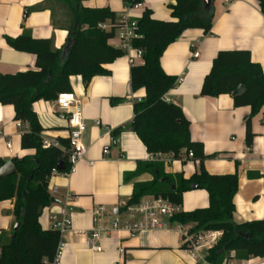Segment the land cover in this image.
I'll return each mask as SVG.
<instances>
[{
    "label": "crops",
    "instance_id": "1",
    "mask_svg": "<svg viewBox=\"0 0 264 264\" xmlns=\"http://www.w3.org/2000/svg\"><path fill=\"white\" fill-rule=\"evenodd\" d=\"M176 0H142V8L130 9L121 0H83L82 8H107L115 14V22L128 18L138 20L146 10L156 21H171L169 5ZM213 26L208 35L201 30H187L179 40L170 44L162 54L160 67L166 75L179 82L163 100L177 105L190 122L189 136L200 145L208 157L203 168L211 176L237 175L238 190L234 197L233 222L237 224L264 220V107L251 121L254 139L251 148L245 144V120L249 107H235L229 95L206 98L200 95L203 79L210 73L218 52L246 51L251 61L264 73V16L255 0H214ZM71 14L57 0H0V76L36 71L33 55L16 52L5 42V37L17 38L24 30L33 39L52 40L61 49L68 36ZM108 32V31H107ZM121 49L116 35L108 42ZM192 50L199 58H192ZM128 56L105 65L109 75L93 78L84 88L80 76L70 78L82 107L86 131L82 137L85 158L77 163L71 174L56 173L48 182L50 204L41 212L38 222L43 230H55L54 221L64 218L69 227L61 232L60 256L57 264H197L202 262L207 249L193 257L182 249V238L193 227L168 224L155 232L140 233L135 238L126 232L105 235L115 219L128 221L123 204L132 196L134 185L151 183L154 176L143 173L128 182L126 175L136 172L137 165L158 163L165 175H181L187 179L199 172L198 161H182L170 155L156 160L146 152L141 140L133 132L124 130L116 141L114 130L131 122L136 98H144L145 90L135 93L130 89ZM121 100L111 105V100ZM54 102L37 101L33 111L41 124L43 140H67L65 122L51 113ZM14 109L0 106V160L33 155L32 150L20 147L22 133L13 121ZM11 143V150L7 143ZM106 150V154L102 152ZM91 164V165H90ZM177 213L204 210L209 207L205 190L187 191L182 195ZM14 200L0 202V245H7L14 236ZM103 208L100 217L94 216ZM65 211V215L61 211ZM97 232L96 242L101 250L87 246L90 235ZM216 234L220 239L219 232ZM123 249V255L120 254ZM222 264H264V257L252 258L244 251L230 253Z\"/></svg>",
    "mask_w": 264,
    "mask_h": 264
},
{
    "label": "trees",
    "instance_id": "2",
    "mask_svg": "<svg viewBox=\"0 0 264 264\" xmlns=\"http://www.w3.org/2000/svg\"><path fill=\"white\" fill-rule=\"evenodd\" d=\"M128 8L142 0H121ZM71 14L66 44L54 47L52 40L33 39L24 30L17 38L5 37V42L16 52L33 55L36 71L0 76V106L14 109L13 121L27 124L22 132L20 147L34 151L33 155L13 158L15 174L0 181V202L14 200L13 215L17 230L13 240L0 245V264H55L61 244L59 230H43L38 218L44 208L50 206L48 182L56 173L68 174L70 170L69 140L59 139L58 147H44L39 124L32 105L37 101L54 102L59 94L71 91L70 78L80 76L84 88L95 77L109 75L104 68L125 54L108 42L114 38V30L99 29L101 23H115V14L107 9L82 8L83 0H57ZM264 16V0H255ZM171 21L160 22L151 18L146 10L137 20L140 38L133 47L143 50V64L130 68V89L133 93L145 90V97L134 102L131 122L114 130L111 137L118 139L124 130L133 132L141 140L150 155H172L182 161L183 154L193 152L199 172L187 179L181 175H165L158 163L137 165L136 172L126 175L128 182L143 173L154 176L151 183L134 185L126 202L138 205L144 197H161L177 207L182 205V195L187 191L205 190L209 207L171 216L169 224H194L189 234L219 232L220 239L208 249L203 262L197 264H222L227 255L244 251L249 257H264V220L235 224L234 197L238 190L237 175L211 176L203 162L208 157L200 145L193 144L189 136L190 122L175 104L166 103L163 97L178 84V79L166 75L160 60L166 48L180 39L187 30H201L208 35L213 26V10L206 11L202 0H176L169 5ZM68 41L72 42L66 49ZM65 51V56L63 52ZM210 73L203 79L200 95L217 98L229 95L235 107H249L245 120V144L251 148L254 134L251 121L264 107V73L251 61L246 51L218 52ZM244 92L234 94L240 87ZM111 100L110 104H118ZM186 161H182L185 163ZM5 164L0 160V168ZM60 164V169L58 165ZM1 243V239H0ZM183 250H186L182 246Z\"/></svg>",
    "mask_w": 264,
    "mask_h": 264
},
{
    "label": "built area",
    "instance_id": "3",
    "mask_svg": "<svg viewBox=\"0 0 264 264\" xmlns=\"http://www.w3.org/2000/svg\"><path fill=\"white\" fill-rule=\"evenodd\" d=\"M134 9L142 8V4L138 3L133 6ZM130 8V9H133ZM100 30L111 31L114 30L118 39L121 41V50L126 56H128L129 64L133 67L134 65L143 64V50L140 48L133 47L135 40L140 38L138 34V23L137 20H129L128 18H123L122 20L111 24L110 22L101 23L99 26ZM193 59H198V51L191 52ZM179 82V81H178ZM136 102H140V98L135 99ZM51 113L56 115L57 118L66 123L69 132V164L70 170L68 174H71L75 165L85 158L86 148L83 143V135L86 131V123H84L82 117V107H80V101L76 96L75 92L70 91L67 93L59 94L57 99L51 106ZM17 129L22 133L28 131L27 124L15 123ZM44 147H58L59 143L55 141L44 140ZM7 149L11 150V143H7ZM107 151L104 150L102 154H106ZM162 155H153L152 157L159 160ZM169 156V155H168ZM172 158L173 156L170 155ZM194 157L193 152L188 151L183 154L182 161L192 160ZM91 165V164H90ZM67 174V175H68ZM124 215L128 221H121L115 219L112 226L105 230V235L110 233H118L125 231L127 236L130 238H135L139 236L140 233L144 232H155V230H160L167 228L171 216L177 213V206L162 199L161 197H144L139 202L138 205L128 206L127 203L123 204ZM103 208H97L94 211V216L100 217L103 214ZM62 215H65V211H61ZM54 221V229L60 232L65 231L69 225L70 221L64 218L61 221ZM220 237H221V233ZM100 239L97 232H93L90 235L87 246L90 250L99 252L101 248L96 245V242ZM219 240V237L214 233L204 232L198 234H185L182 238V245L185 247L187 252L193 257H196L198 252L211 248ZM120 254L123 255V249L120 248ZM60 256V249L58 250V256L55 264L58 262ZM205 258V257H204ZM204 260V259H203ZM203 262V261H202ZM200 263V262H199Z\"/></svg>",
    "mask_w": 264,
    "mask_h": 264
},
{
    "label": "water",
    "instance_id": "4",
    "mask_svg": "<svg viewBox=\"0 0 264 264\" xmlns=\"http://www.w3.org/2000/svg\"><path fill=\"white\" fill-rule=\"evenodd\" d=\"M213 3L214 0H202V5L204 10L206 11H212L213 10ZM72 45L71 41H68L67 47L66 49L70 48V46ZM63 56H65V51L63 52ZM242 92H244V87L240 86L234 94H241ZM58 169H60V164L57 167ZM15 174V167L12 163L11 160L7 161V163H5L1 168H0V181L4 180L5 178L12 176ZM58 202L53 199L50 198V204H57ZM17 230V225H15L14 227V232Z\"/></svg>",
    "mask_w": 264,
    "mask_h": 264
}]
</instances>
